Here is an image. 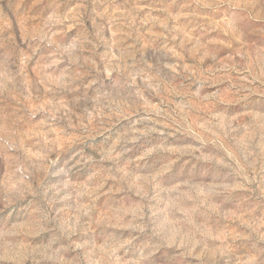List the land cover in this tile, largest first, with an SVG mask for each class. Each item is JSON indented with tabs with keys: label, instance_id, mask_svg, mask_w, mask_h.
<instances>
[{
	"label": "rangeland",
	"instance_id": "obj_1",
	"mask_svg": "<svg viewBox=\"0 0 264 264\" xmlns=\"http://www.w3.org/2000/svg\"><path fill=\"white\" fill-rule=\"evenodd\" d=\"M0 264H264V0H0Z\"/></svg>",
	"mask_w": 264,
	"mask_h": 264
}]
</instances>
